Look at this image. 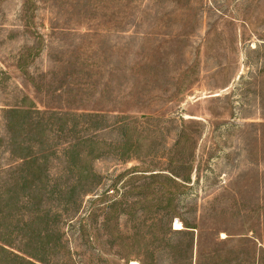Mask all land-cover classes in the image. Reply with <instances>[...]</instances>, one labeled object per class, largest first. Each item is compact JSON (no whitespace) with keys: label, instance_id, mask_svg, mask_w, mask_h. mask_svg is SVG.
<instances>
[{"label":"rangeland","instance_id":"374dc122","mask_svg":"<svg viewBox=\"0 0 264 264\" xmlns=\"http://www.w3.org/2000/svg\"><path fill=\"white\" fill-rule=\"evenodd\" d=\"M133 262L264 264V0H0V264Z\"/></svg>","mask_w":264,"mask_h":264},{"label":"trees","instance_id":"16d2710c","mask_svg":"<svg viewBox=\"0 0 264 264\" xmlns=\"http://www.w3.org/2000/svg\"><path fill=\"white\" fill-rule=\"evenodd\" d=\"M15 113V112H22V110H20V111H18L17 109H11L10 111H9V113ZM70 147H72V145L71 144H68V146H67V148H69V151H70ZM66 150V149H65ZM68 151V150H67ZM72 152H74V150H71V153ZM82 174H79V176L77 177V180H79V178H80V176H81ZM76 181V180H75ZM79 181H81V180H79ZM76 184H78V182L76 181ZM186 227H193V226H188V225H186ZM193 228H195V227H193ZM173 231V232H172ZM171 232L172 233H182L183 231H182V229L180 230H172Z\"/></svg>","mask_w":264,"mask_h":264},{"label":"bare ground","instance_id":"6f19581e","mask_svg":"<svg viewBox=\"0 0 264 264\" xmlns=\"http://www.w3.org/2000/svg\"><path fill=\"white\" fill-rule=\"evenodd\" d=\"M177 228H181V226L178 224V226L176 227ZM133 264H137L136 262H133Z\"/></svg>","mask_w":264,"mask_h":264}]
</instances>
